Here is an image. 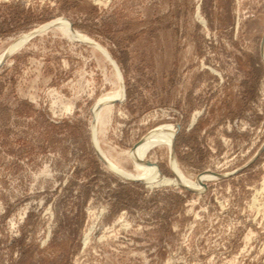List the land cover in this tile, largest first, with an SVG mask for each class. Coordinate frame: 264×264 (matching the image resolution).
<instances>
[{
    "label": "rangeland",
    "instance_id": "rangeland-1",
    "mask_svg": "<svg viewBox=\"0 0 264 264\" xmlns=\"http://www.w3.org/2000/svg\"><path fill=\"white\" fill-rule=\"evenodd\" d=\"M0 64V264H264V0H0ZM165 125L200 190L104 159Z\"/></svg>",
    "mask_w": 264,
    "mask_h": 264
},
{
    "label": "bare ground",
    "instance_id": "bare-ground-1",
    "mask_svg": "<svg viewBox=\"0 0 264 264\" xmlns=\"http://www.w3.org/2000/svg\"><path fill=\"white\" fill-rule=\"evenodd\" d=\"M59 23L57 22L56 26L59 27L65 33V35L67 37H69L70 39L80 40V41L87 40L86 37L79 35V34H77V32L75 33L74 31H71L69 28H67V24L65 22L61 21ZM94 46L98 50H100L101 53H103L104 55L107 56L106 52L100 46H98V45H94ZM10 51H11V49L5 53H8ZM107 57L109 59V62L112 64V66L114 68L113 70H115V72L117 74L116 77L118 78L120 84H122L121 76H120L116 66L114 65L113 60H111L110 56H107ZM121 89H122V86L117 92H115V94L113 96L111 95V97H107L108 99H106V100H104L106 97L104 99L102 98L103 100L100 98V100L98 101V107L96 110L98 111L100 105L104 104L105 101L110 102V101H113L115 99H121V94H122ZM195 118H196V115L193 118V121L195 120ZM175 132H176V128L173 125L160 126L157 129H155L154 131L150 132L146 137H144L140 141V143L132 151H130V156L134 161L133 163L135 166V173L123 172L122 170L117 168L111 161H109L106 157H104V159L108 162V163L106 162L108 164V166L110 168H112L116 173L120 172L119 174L125 176L126 178L128 177V178H132V179H139L141 181L146 180L147 181L146 183L148 185H151L152 187H153V185L159 186L160 184H167V185L168 184H171V185L175 184L176 185V183L181 182L191 189L200 190L201 185L197 181H192L190 179H186L185 176L181 173V171L174 166V161H173L174 159L172 158L171 148H172V141H173V137H174ZM158 144H160V145L164 144L166 146V148H169V154L171 157L170 160H171V164H172V169H174V171H175L174 173L176 175L175 178L162 177V176H160L159 172H157V174L159 176V177H157L156 172H154V171L151 172L149 170V169H151L149 166H146V167H149V169H148L143 165L142 160H143L145 154H147L146 152H148V150L152 149L155 145H158ZM144 163H146V161ZM146 164H148V163H146ZM209 177H210V175H207V174L203 175L204 180L206 178H209Z\"/></svg>",
    "mask_w": 264,
    "mask_h": 264
},
{
    "label": "water",
    "instance_id": "water-1",
    "mask_svg": "<svg viewBox=\"0 0 264 264\" xmlns=\"http://www.w3.org/2000/svg\"><path fill=\"white\" fill-rule=\"evenodd\" d=\"M69 21V20H68ZM69 24H70V27L72 28V25H71V23L69 22ZM3 62V61H2ZM1 65V64H0ZM137 146V145H136ZM135 146V147H136ZM134 147V148H135ZM172 151H173V144H172V148H171V153H172ZM146 163H153V165L156 167V169L158 170V167H157V165H156V163L155 162H151V161H146ZM158 172H159V170H158ZM201 186H205L204 185V183H203V181H204V178H203V175H200L198 178H197V180H196Z\"/></svg>",
    "mask_w": 264,
    "mask_h": 264
}]
</instances>
